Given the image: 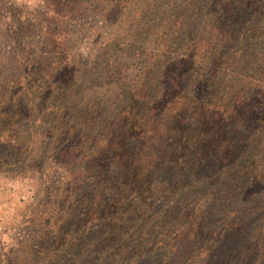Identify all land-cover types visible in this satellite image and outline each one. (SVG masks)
<instances>
[{"label":"trees","instance_id":"16d2710c","mask_svg":"<svg viewBox=\"0 0 264 264\" xmlns=\"http://www.w3.org/2000/svg\"><path fill=\"white\" fill-rule=\"evenodd\" d=\"M44 1L0 60V169L66 174L0 264H264V0Z\"/></svg>","mask_w":264,"mask_h":264},{"label":"rangeland","instance_id":"374dc122","mask_svg":"<svg viewBox=\"0 0 264 264\" xmlns=\"http://www.w3.org/2000/svg\"><path fill=\"white\" fill-rule=\"evenodd\" d=\"M46 11L44 0H0V60L2 66L6 61L17 59L13 24L17 18H32L37 22ZM70 27H76L71 45L73 51L80 55L90 54L91 26L102 24L99 13L84 15L70 21ZM11 30H10V29ZM12 30H14L12 32ZM40 36L38 26L28 32L27 41H37ZM92 41V40H91ZM28 126V122L23 124ZM263 133V132H262ZM262 136V134H260ZM261 154L263 146L259 137L256 139ZM260 154V155H261ZM66 171L51 160L42 163L36 169L25 170L17 165H8L0 169V260H9L12 249L18 242L33 234L37 226V212L42 208L49 190L61 184ZM50 204H47V207ZM53 206V205H52Z\"/></svg>","mask_w":264,"mask_h":264}]
</instances>
